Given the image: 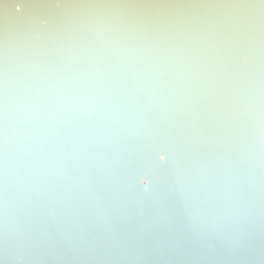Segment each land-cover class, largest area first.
Masks as SVG:
<instances>
[{
	"label": "bare ground",
	"instance_id": "6f19581e",
	"mask_svg": "<svg viewBox=\"0 0 264 264\" xmlns=\"http://www.w3.org/2000/svg\"><path fill=\"white\" fill-rule=\"evenodd\" d=\"M0 264H264V0H0Z\"/></svg>",
	"mask_w": 264,
	"mask_h": 264
}]
</instances>
